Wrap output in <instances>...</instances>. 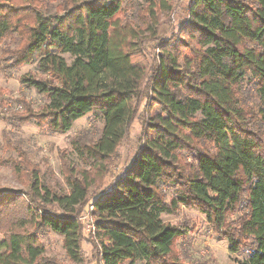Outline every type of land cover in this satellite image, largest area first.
<instances>
[{"label":"trees","instance_id":"trees-1","mask_svg":"<svg viewBox=\"0 0 264 264\" xmlns=\"http://www.w3.org/2000/svg\"><path fill=\"white\" fill-rule=\"evenodd\" d=\"M132 1L0 0V42L9 41L0 48V71L37 61L35 74L18 81L46 99L36 114L26 100H16L20 112L0 100V113H11L5 123L33 118L65 134L93 113L100 135L76 150L95 166L114 156L147 101L142 145L103 191L92 196L85 176L70 175L69 193L54 195L53 204L34 169L26 194L0 190V264H56L39 242L44 230L62 238L75 264L84 244L94 264H197L179 262L176 242L186 232L161 220L180 207L203 215L229 252L245 257L238 264H264V0H190L181 46L160 42L150 66L132 42L136 28L126 16L122 24L123 4ZM153 3L148 19L137 13L151 38ZM89 201L94 240L79 220Z\"/></svg>","mask_w":264,"mask_h":264},{"label":"rangeland","instance_id":"rangeland-1","mask_svg":"<svg viewBox=\"0 0 264 264\" xmlns=\"http://www.w3.org/2000/svg\"><path fill=\"white\" fill-rule=\"evenodd\" d=\"M151 0H133L132 4H123L124 17L136 28L137 38L132 42L137 44L148 66L158 62L162 44L160 42L173 41L176 44L183 40L181 30H184L188 20V6L190 0H168L161 6L158 0L154 7L156 15V35L152 31L145 30L137 16L138 10L146 19L150 17L147 12ZM154 3L152 6H154ZM126 14V15H125ZM122 14L119 15V18ZM8 40L0 42V48L8 44ZM176 47L181 44H176ZM37 61L21 66L17 71H0V100L2 108L6 105L7 111L20 110L16 100H26L30 103L33 113L46 102V99L37 94L33 89H25L18 78L28 74H35ZM3 100V101H2ZM15 102V103H14ZM136 119L132 122L127 134L119 143L114 156L103 164L88 163L86 165L78 156L76 148L83 142H95L102 128V120L89 113L76 120L71 129L65 134L52 133L47 129L46 123L37 124L29 119L23 124L11 121L5 123L2 116L6 110L0 113V190L11 189L15 192L26 194L29 189V172L34 169L38 172L39 181L42 184L40 193L46 200L57 202L54 195L67 196L69 186L67 177L70 175L85 176L90 185L89 194L103 191L111 185L117 177L121 176L131 165L138 149L142 145L143 124L147 118V101L142 100ZM153 108H149V111ZM11 114V113H9ZM8 114V115H9ZM22 158L20 157V153ZM23 156L25 160L23 159ZM7 161L17 162L19 169L14 172ZM69 168L66 169L65 165ZM27 166L30 168L28 169ZM28 171H27V170ZM168 192L167 200L171 197ZM91 201L84 207L79 218L83 234L88 240H94L95 218L92 215ZM63 206L59 205L61 210ZM14 214L22 216L23 210L16 208ZM161 220L169 225L185 230L183 239L176 242L175 254L179 262L197 264H238L245 257L240 254L230 253L225 241L219 240L210 230L209 225L200 213L180 207L174 214L161 216ZM94 226V227H93ZM32 232V229H29ZM39 242L45 248V257L56 264H75L69 261L62 248V238L51 231H40ZM83 262L81 264H94L92 248L89 244L83 245Z\"/></svg>","mask_w":264,"mask_h":264},{"label":"built area","instance_id":"built-area-1","mask_svg":"<svg viewBox=\"0 0 264 264\" xmlns=\"http://www.w3.org/2000/svg\"><path fill=\"white\" fill-rule=\"evenodd\" d=\"M94 227V226H93Z\"/></svg>","mask_w":264,"mask_h":264}]
</instances>
